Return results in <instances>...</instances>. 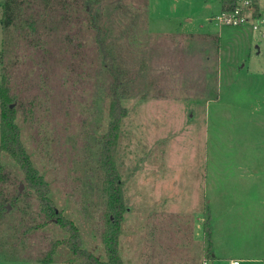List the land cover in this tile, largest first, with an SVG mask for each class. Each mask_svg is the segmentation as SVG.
Returning <instances> with one entry per match:
<instances>
[{"label":"rangeland","instance_id":"374dc122","mask_svg":"<svg viewBox=\"0 0 264 264\" xmlns=\"http://www.w3.org/2000/svg\"><path fill=\"white\" fill-rule=\"evenodd\" d=\"M221 9V0L89 5L90 43L103 42L122 73L126 116L113 158L126 205L124 264H264V44L257 31L213 21ZM2 42L0 24V53ZM27 60L22 54L19 63ZM96 62L88 71L55 64L49 81L40 75L41 88L28 96L33 111L16 121L56 206L79 226L83 248L105 261L98 160L111 120L110 75ZM0 162L3 195L18 184L25 192L14 160L1 153ZM5 206L0 264H82L56 244L68 236L57 224L36 228L34 200Z\"/></svg>","mask_w":264,"mask_h":264},{"label":"trees","instance_id":"16d2710c","mask_svg":"<svg viewBox=\"0 0 264 264\" xmlns=\"http://www.w3.org/2000/svg\"><path fill=\"white\" fill-rule=\"evenodd\" d=\"M91 2L92 0H5L1 5L3 42L0 53V154L9 155L18 165L24 175L26 190L22 192L19 184L16 192L9 196L3 195L0 190V209L7 211V202L13 205L22 197H30V200L37 203L38 213L42 218L36 228L55 223L68 234L66 238L57 240L56 244L69 250L71 263L124 264L119 255V237L126 205L123 183L113 158L115 140L119 135L121 121L126 116V109L121 105L119 95L122 73L112 52L105 48L103 42L96 45L90 43L94 27V19L92 20L89 11ZM234 3L235 0H222V6L226 9L232 8ZM52 35H56V38L51 39ZM95 39L99 40V36ZM22 54L28 59L26 64L19 63ZM96 60H101L103 68L110 75L108 93L111 120L107 132L99 141L98 160L100 169L105 172L102 177L105 261L83 248L79 226L56 206L51 197L50 184L35 167L22 142L20 127L16 121L20 111L25 115L33 111L34 106L28 96H31L29 94L33 89L41 88L35 83V80L39 83L37 78L40 75L47 81L56 76L55 64L59 68L70 64L72 67L77 66L75 68H83L87 64L88 71L89 66L97 64ZM29 74L34 77L31 75L29 78ZM3 166L0 162L2 181L6 174ZM13 183H16L15 180L10 185L13 186ZM50 259L52 258L46 256L44 262H51Z\"/></svg>","mask_w":264,"mask_h":264},{"label":"built area","instance_id":"2783aa9c","mask_svg":"<svg viewBox=\"0 0 264 264\" xmlns=\"http://www.w3.org/2000/svg\"><path fill=\"white\" fill-rule=\"evenodd\" d=\"M212 20L227 27H249L261 34L264 44V0H235L232 8L222 6L220 13ZM229 264L242 263L240 260H232Z\"/></svg>","mask_w":264,"mask_h":264},{"label":"crops","instance_id":"0c3cea01","mask_svg":"<svg viewBox=\"0 0 264 264\" xmlns=\"http://www.w3.org/2000/svg\"><path fill=\"white\" fill-rule=\"evenodd\" d=\"M222 1V0H221ZM221 5H222V2H221ZM222 10V9H221ZM249 28V27H248ZM232 260H235V259H232ZM232 260H230V261H228V264L232 261ZM238 260H240V259H238Z\"/></svg>","mask_w":264,"mask_h":264},{"label":"water","instance_id":"95a60500","mask_svg":"<svg viewBox=\"0 0 264 264\" xmlns=\"http://www.w3.org/2000/svg\"><path fill=\"white\" fill-rule=\"evenodd\" d=\"M23 187H21V189H22Z\"/></svg>","mask_w":264,"mask_h":264}]
</instances>
